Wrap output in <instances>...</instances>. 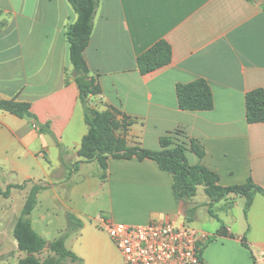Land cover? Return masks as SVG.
<instances>
[{
	"label": "crops",
	"instance_id": "0c3cea01",
	"mask_svg": "<svg viewBox=\"0 0 264 264\" xmlns=\"http://www.w3.org/2000/svg\"><path fill=\"white\" fill-rule=\"evenodd\" d=\"M76 18L67 0H0V101L28 103L35 116L32 122L0 110V181L30 182L0 196V264L27 256L13 228L31 183L46 189L27 219L48 242L68 233L64 245L77 261L66 264H124L96 226L100 215L129 225H182L197 195L207 212L197 228L211 237L201 263L254 264L252 255L264 264L261 194L245 215L243 197L210 206L203 187L191 201H176L172 177L148 159L109 157L105 179L97 163L84 162L88 126L65 36ZM159 41L171 47L170 64L140 74L137 58ZM83 58L86 81L99 90L89 106L113 116L110 143L157 151L159 139L173 134L188 164L214 174L217 185L251 179L264 189V123L248 124L245 109V95L264 90V0H98ZM199 79L210 86L213 109L180 110L176 84ZM35 256L42 262L55 254L46 247Z\"/></svg>",
	"mask_w": 264,
	"mask_h": 264
},
{
	"label": "trees",
	"instance_id": "16d2710c",
	"mask_svg": "<svg viewBox=\"0 0 264 264\" xmlns=\"http://www.w3.org/2000/svg\"><path fill=\"white\" fill-rule=\"evenodd\" d=\"M77 15L75 23L71 24L65 36L69 44V60L76 75L75 83L80 91V100L84 110V121L88 126V133L82 141L79 151L85 163L95 162L100 168L99 177L105 179L107 174V160L111 158L131 159L139 161L151 160L160 170L168 173L173 180L172 190L176 201L185 203L196 196L197 188L203 187L206 196L210 199V206L229 196H238L245 199L244 213L247 214L252 197L259 193L264 197V189L248 179L245 184L222 187L217 185L214 174L202 166L190 165L186 159V147L175 139V135L163 136L159 139L160 149L151 151L140 147H127L124 144L114 145L107 139L113 116L110 112L101 113L89 106V96L99 94L92 82L86 81L87 67L83 52L92 33L93 21L98 7V0H67ZM172 60V50L165 41H159L137 58V68L140 74L145 75L166 67ZM178 108L188 112L210 111L214 107L213 95L210 86L205 80L199 79L190 83H178L175 86ZM246 122L248 124L264 123V90L255 89L245 95ZM0 110L6 111L18 118H28L32 122L35 116L30 111L28 103L15 100H1ZM77 168V167H76ZM30 182L22 185L8 184L5 189L0 187V196L9 198L12 189H25ZM46 189L43 183H31L21 214L13 228V237L19 251L25 252L26 257L18 264H66L77 261L64 245L68 233L58 240L48 242L40 237L30 225L27 216L33 211L37 203V194ZM186 210V218L193 212ZM209 213L213 215L212 211ZM224 229L221 225L220 233ZM242 245L249 249L245 238ZM46 247L55 254L40 262L36 254ZM255 264V259L251 255Z\"/></svg>",
	"mask_w": 264,
	"mask_h": 264
},
{
	"label": "built area",
	"instance_id": "2783aa9c",
	"mask_svg": "<svg viewBox=\"0 0 264 264\" xmlns=\"http://www.w3.org/2000/svg\"><path fill=\"white\" fill-rule=\"evenodd\" d=\"M96 226L109 236L124 264H202L201 251L211 238L186 223L129 225L101 217Z\"/></svg>",
	"mask_w": 264,
	"mask_h": 264
},
{
	"label": "rangeland",
	"instance_id": "374dc122",
	"mask_svg": "<svg viewBox=\"0 0 264 264\" xmlns=\"http://www.w3.org/2000/svg\"><path fill=\"white\" fill-rule=\"evenodd\" d=\"M0 185L2 187V189H5L7 184L5 180L0 181ZM263 189V188H262ZM200 193V192H199ZM193 199V198H192ZM191 199V200H192ZM190 200V201H191ZM195 209L193 210V212L186 218L185 223L187 225H190L191 227H193L194 229L200 231V229H198L197 227L200 228V219H204V217L206 216V210L202 209V211L200 212V195L195 198ZM3 205V203H1ZM3 209V206H2ZM104 215V216H103ZM100 215V217H106L105 214ZM186 215V214H185ZM115 223V222H114Z\"/></svg>",
	"mask_w": 264,
	"mask_h": 264
}]
</instances>
